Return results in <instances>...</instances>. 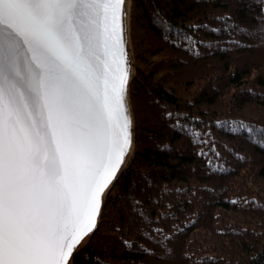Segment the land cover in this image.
<instances>
[{"label":"trees","instance_id":"obj_1","mask_svg":"<svg viewBox=\"0 0 264 264\" xmlns=\"http://www.w3.org/2000/svg\"><path fill=\"white\" fill-rule=\"evenodd\" d=\"M262 9L131 1L134 151L73 264H264Z\"/></svg>","mask_w":264,"mask_h":264},{"label":"snow or ice","instance_id":"obj_2","mask_svg":"<svg viewBox=\"0 0 264 264\" xmlns=\"http://www.w3.org/2000/svg\"><path fill=\"white\" fill-rule=\"evenodd\" d=\"M126 3L0 0V264H72L96 227L131 146Z\"/></svg>","mask_w":264,"mask_h":264},{"label":"water","instance_id":"obj_3","mask_svg":"<svg viewBox=\"0 0 264 264\" xmlns=\"http://www.w3.org/2000/svg\"><path fill=\"white\" fill-rule=\"evenodd\" d=\"M132 1V0H131ZM130 10H131V4H130ZM129 17H130V13H129ZM129 39H130V19H129ZM130 47H131V42H130ZM132 53V51H131ZM134 68V67H133ZM135 72V70H134ZM134 74L131 76V78L129 79L128 81V95H129V90H130V84H131V81L132 79L134 78ZM129 100H130V96H129ZM130 107H131V104H130ZM132 111V109H131ZM133 115V114H132ZM133 149H134V119H133ZM133 153V152H132ZM132 156V155H131ZM130 160V159H129ZM129 160L125 163V164H122L121 167L117 170V175L116 177L114 178L113 180V183L111 185H109V187L107 189L104 190V192L101 194V205H100V210L99 212L96 214L95 216V220H96V227L93 228V231L91 233H88V235L85 237V242L82 243L81 245H78L76 250L74 251V255L72 257H70V260L73 264V258L74 256L77 254V252H79V250L85 246V244L89 241V239L91 238V236L93 235V233L96 231L98 225H99V221H100V216H101V212H102V208H103V205H104V201H105V198H106V195L108 194V192L111 190V188L113 187L114 183L117 181V179L119 178V176L121 175V173L123 172V170L125 169L126 165L128 164ZM84 240V239H83ZM82 242V241H81ZM80 242V243H81Z\"/></svg>","mask_w":264,"mask_h":264},{"label":"bare ground","instance_id":"obj_4","mask_svg":"<svg viewBox=\"0 0 264 264\" xmlns=\"http://www.w3.org/2000/svg\"><path fill=\"white\" fill-rule=\"evenodd\" d=\"M130 4H131V0H127L126 3V11H127V16H126V20H125V24H126V45H125V59L127 60V62L130 64V68H129V72H130V78L134 73V68H133V63H132V53H131V47H130V39H129V13H130ZM129 78V79H130ZM129 81V80H128ZM127 91H126V106L131 114V133L133 134V115H132V111H131V107H130V100H129V95H128V83H127ZM133 136L131 137V146L129 148V152L126 158V161L123 163L125 164L131 157L132 152H133ZM87 238V237H86ZM82 240V242L79 244L81 245L82 243L85 242V239Z\"/></svg>","mask_w":264,"mask_h":264},{"label":"rangeland","instance_id":"obj_5","mask_svg":"<svg viewBox=\"0 0 264 264\" xmlns=\"http://www.w3.org/2000/svg\"><path fill=\"white\" fill-rule=\"evenodd\" d=\"M131 11V10H130ZM130 24H131V21H130ZM130 37H131V29H130ZM130 42H131V38H130ZM131 51H132V45H131ZM132 63H133V67H134V58H133V53H132ZM134 70H135V67H134ZM135 73V72H134ZM129 96H130V90H129ZM131 104V103H130ZM133 114V113H132ZM133 151H134V149H133ZM132 155H133V153H132ZM132 157V156H131ZM130 157V158H131ZM87 244V243H86ZM85 244V245H86Z\"/></svg>","mask_w":264,"mask_h":264}]
</instances>
